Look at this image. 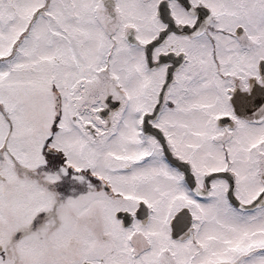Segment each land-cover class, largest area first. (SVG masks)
<instances>
[{"label":"snow or ice","instance_id":"snow-or-ice-1","mask_svg":"<svg viewBox=\"0 0 264 264\" xmlns=\"http://www.w3.org/2000/svg\"><path fill=\"white\" fill-rule=\"evenodd\" d=\"M0 264H264V0H0Z\"/></svg>","mask_w":264,"mask_h":264}]
</instances>
